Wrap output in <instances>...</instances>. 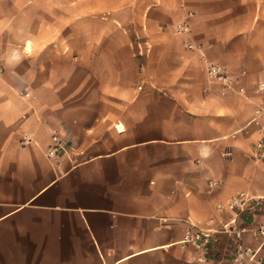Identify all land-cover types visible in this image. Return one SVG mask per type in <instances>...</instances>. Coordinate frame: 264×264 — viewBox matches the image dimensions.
<instances>
[{
	"label": "crops",
	"instance_id": "0c3cea01",
	"mask_svg": "<svg viewBox=\"0 0 264 264\" xmlns=\"http://www.w3.org/2000/svg\"><path fill=\"white\" fill-rule=\"evenodd\" d=\"M260 81L264 0H0V264H179L185 219L216 235L204 264H231L217 203L264 194Z\"/></svg>",
	"mask_w": 264,
	"mask_h": 264
},
{
	"label": "built area",
	"instance_id": "2783aa9c",
	"mask_svg": "<svg viewBox=\"0 0 264 264\" xmlns=\"http://www.w3.org/2000/svg\"><path fill=\"white\" fill-rule=\"evenodd\" d=\"M192 10H186L183 19L172 24L173 30L188 37L190 32V17ZM187 41V40H186ZM187 46L200 49V45H195L187 41ZM206 77L211 82H218L222 86L223 91L236 90L242 91V86H237V79L233 73L224 65L207 61L205 65ZM258 90H264V81L258 83ZM261 115H264V103L258 104L254 110V114L250 121L259 122ZM31 138L25 134L22 142H27ZM256 157L264 156V137L258 138L254 144ZM66 150L65 136L59 127H52L50 131V140L45 148V155L52 161L60 156ZM224 155H229L230 151L225 150ZM215 180H210L208 184L213 186ZM264 199V194L254 196L247 191H239L230 195L224 202H218V208L230 210L233 214L226 221L222 222L219 230L225 233L231 240L233 251L231 256V264H250L252 262H261L260 252L264 250V222L248 226L240 222V218L248 214L250 208H254L258 204V200ZM186 228L183 242L190 244L193 252L179 264H204L207 261L208 253L211 249L212 241L217 240L216 235L210 228L197 227L189 220L185 219Z\"/></svg>",
	"mask_w": 264,
	"mask_h": 264
},
{
	"label": "rangeland",
	"instance_id": "374dc122",
	"mask_svg": "<svg viewBox=\"0 0 264 264\" xmlns=\"http://www.w3.org/2000/svg\"><path fill=\"white\" fill-rule=\"evenodd\" d=\"M47 52H48V54H50L52 51H51L50 48H49V50H47Z\"/></svg>",
	"mask_w": 264,
	"mask_h": 264
}]
</instances>
